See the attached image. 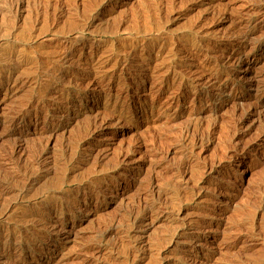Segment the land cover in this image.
I'll return each instance as SVG.
<instances>
[{
    "label": "rangeland",
    "instance_id": "obj_1",
    "mask_svg": "<svg viewBox=\"0 0 264 264\" xmlns=\"http://www.w3.org/2000/svg\"><path fill=\"white\" fill-rule=\"evenodd\" d=\"M0 264H264V0H0Z\"/></svg>",
    "mask_w": 264,
    "mask_h": 264
}]
</instances>
